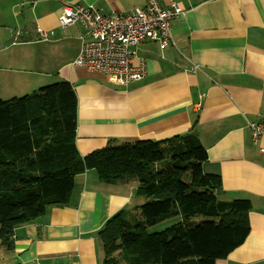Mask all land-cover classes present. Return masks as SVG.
<instances>
[{
    "label": "crops",
    "instance_id": "1",
    "mask_svg": "<svg viewBox=\"0 0 264 264\" xmlns=\"http://www.w3.org/2000/svg\"><path fill=\"white\" fill-rule=\"evenodd\" d=\"M175 1L185 12L171 21L172 41L139 43L133 50L146 75L119 84L75 64L84 28L61 27L62 6L91 5L110 14L145 0H0V86L27 94L70 81L82 155L195 133L207 149L203 171L221 178L220 197L252 203L249 234L216 264H264V134L255 140L249 126L264 123V0ZM39 29L49 38H39ZM144 200L135 180L106 183L88 169L76 176L66 205H50L15 227L10 245L0 244V264H102L98 232Z\"/></svg>",
    "mask_w": 264,
    "mask_h": 264
},
{
    "label": "trees",
    "instance_id": "2",
    "mask_svg": "<svg viewBox=\"0 0 264 264\" xmlns=\"http://www.w3.org/2000/svg\"><path fill=\"white\" fill-rule=\"evenodd\" d=\"M77 95L60 79L0 98V244L16 226L66 205L75 178L96 169L101 181L135 180L145 201L121 210L98 232L102 264H216L250 232L247 198L223 199L219 175L205 173L207 149L193 132L139 139L82 155L76 144ZM138 209V211H136ZM196 215L207 217L195 222ZM181 219L162 231L157 223Z\"/></svg>",
    "mask_w": 264,
    "mask_h": 264
},
{
    "label": "built area",
    "instance_id": "3",
    "mask_svg": "<svg viewBox=\"0 0 264 264\" xmlns=\"http://www.w3.org/2000/svg\"><path fill=\"white\" fill-rule=\"evenodd\" d=\"M145 1L146 4L128 12L110 14H102L91 5H63L60 26L66 28L80 23L84 28L75 64L119 84L142 79L146 75L145 62L142 58L137 62L133 49L145 40L168 45L173 39L171 21L185 12L175 0H168L166 5L160 0ZM36 35L43 40L49 38L42 29ZM249 126L255 140L264 134V123L250 121Z\"/></svg>",
    "mask_w": 264,
    "mask_h": 264
},
{
    "label": "rangeland",
    "instance_id": "4",
    "mask_svg": "<svg viewBox=\"0 0 264 264\" xmlns=\"http://www.w3.org/2000/svg\"><path fill=\"white\" fill-rule=\"evenodd\" d=\"M54 81H56V80H54ZM52 83V82H51ZM1 88H0V98L1 99H10V98H8V97H10V95H25L26 93H24L23 94V92H21V91H17V92H15L16 94H13V93H9V92H7V89H6V86L4 85V84H2L1 86H0ZM38 89V88H37ZM37 89H35V90H37ZM34 91V90H33ZM33 91H31V92H33ZM30 92V93H31ZM28 94V93H27ZM13 97H15V96H13ZM13 97H11V98H13ZM146 199V198H145ZM145 201V200H144ZM143 203V202H142ZM137 204H139V203H137ZM135 209V205H133L132 206V208L130 209V210H134ZM136 211H138V209H136ZM139 212V211H138ZM181 218L179 217H173V218H170V219H166V220H164V221H162V222H160V223H157V224H155L154 226H152L151 228H150V230L151 231H162V230H164V229H166V228H168V227H170L171 225H173L174 223H176L177 221H179ZM192 220H194L195 222H204V221H206L207 220V217H205V216H201V215H196V216H194L193 218H192ZM7 246H8V244H7ZM7 246H4L3 247V249L4 250H6L5 252H7L8 250H9V248L7 247ZM5 254V253H4Z\"/></svg>",
    "mask_w": 264,
    "mask_h": 264
}]
</instances>
